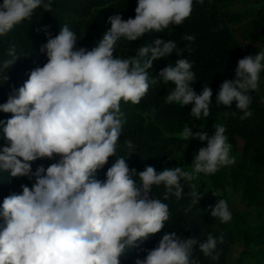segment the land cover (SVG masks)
I'll use <instances>...</instances> for the list:
<instances>
[{"label": "clouds", "instance_id": "clouds-1", "mask_svg": "<svg viewBox=\"0 0 264 264\" xmlns=\"http://www.w3.org/2000/svg\"><path fill=\"white\" fill-rule=\"evenodd\" d=\"M42 4L52 7L45 0H0V34ZM193 4L194 0H137L135 16L110 15L111 27L90 49L77 47V34L67 24L55 36L49 35L41 49L46 50V63L33 68L28 79L0 103V111L12 114L0 119V138L6 141L0 144V171L32 181L0 202V264H122L126 248L160 231L169 218L168 203L149 194L153 185L164 183L180 198L182 178L192 181L200 173L213 174L235 163L223 123L215 125L211 136L185 124L181 137L207 141L189 168L157 171L148 165L137 173L124 155H116L125 116L122 101L138 104L150 84L159 80L175 84L165 96L166 103L192 104L190 114L197 118L210 115L213 90L206 84L199 93L194 90V61L182 57L163 67L158 77L149 76L147 70L156 59L177 49L174 39L157 38L155 46L140 47L138 57L113 55L121 37L133 41L149 30L182 24ZM184 38L196 39L194 34ZM14 60L15 55L3 64ZM262 70L264 45L238 60L235 77L222 82L216 103L235 102L240 119L250 117L252 91L260 87ZM110 156H115L114 162L105 178H99L97 170ZM44 158L53 162L33 169V162ZM190 189L191 203L196 204L202 193L195 183ZM210 209V215L221 222L232 219L224 198ZM223 239L211 232L203 240L165 232L155 247L144 250L146 255L137 256L135 264H202L192 255L194 247L211 256Z\"/></svg>", "mask_w": 264, "mask_h": 264}, {"label": "trees", "instance_id": "trees-1", "mask_svg": "<svg viewBox=\"0 0 264 264\" xmlns=\"http://www.w3.org/2000/svg\"><path fill=\"white\" fill-rule=\"evenodd\" d=\"M45 2H50L52 7L46 9L43 4L38 6L30 17L15 24L7 33L0 34V103L6 102L14 88L28 79L33 68L46 63V50L41 49L49 35L58 34L62 25L67 24L76 32L77 47L90 49L111 27L108 20L110 15L120 13L125 19L134 17L137 6V0ZM237 30L241 32V40L237 37ZM186 34H194L196 39L189 41L184 38ZM157 38L165 41L174 39L177 49L153 62L147 70L150 78L158 77L163 67L174 64L179 58L187 57L194 61L196 79L191 82L194 90L199 93L205 84L213 90L210 115L197 118L190 114L192 104L166 103L165 96L175 84L159 80L150 84L148 92L138 104L122 101L121 110L125 116L122 118L116 155H124L130 168H136L137 173L148 165L154 166L157 171L176 166L189 168L194 160V151L205 140H187L177 136L185 124L193 131H206L211 136L215 125L223 123L235 163L222 166L213 174L200 173L192 181L187 182L182 178L184 194L180 198L176 197L174 190L168 192L164 183L153 185L149 194L168 203L169 218L160 231L126 248L122 264H135L137 256L146 255L144 250L155 247L165 232H176L184 238L198 237L201 240L206 239L209 232L217 237L223 235V241H217V248L211 256H205L198 247H194L192 255L202 264H264L261 259L264 257L261 254L264 252V228L248 222L251 212L260 213L264 205V184L257 179L260 174L264 177V70L259 89L252 91L250 117L241 120V112L235 102L232 106H226L215 101L222 82L235 77L238 60L260 49L250 44L261 42V46L264 45V0H203L202 4L194 0L190 16L182 24H170L163 31L149 30L133 41L121 37L113 55L138 57L139 48L149 44L155 46ZM10 49H14V53L10 54ZM13 55V63L4 66L3 61L12 59ZM11 115L10 112L0 111V119ZM237 139L242 142L240 151ZM4 143L6 141L0 138V144ZM114 159L115 156H110L104 167L97 170L99 178H105L107 167ZM52 162L47 158L37 159L33 162V169L38 164L47 166ZM133 178L140 183L138 175ZM24 183L30 186L32 181L26 176L11 177L7 172L0 171V202L11 192L22 191L21 185ZM191 183H195L202 193L196 204L191 203L192 197L189 195ZM232 193L238 194L245 211L232 210V219L227 223L211 216L210 206H214L220 198L227 200ZM237 244L242 245L243 250L234 262H230V253Z\"/></svg>", "mask_w": 264, "mask_h": 264}, {"label": "rangeland", "instance_id": "rangeland-1", "mask_svg": "<svg viewBox=\"0 0 264 264\" xmlns=\"http://www.w3.org/2000/svg\"><path fill=\"white\" fill-rule=\"evenodd\" d=\"M240 31L237 30V37L239 38V40H241V35H240ZM252 47L254 48H260L261 46V42H253L250 44ZM169 88V86H168ZM262 91H264V88L262 89ZM183 130V129H182ZM212 133H214V129H212ZM177 136H180L179 134ZM181 137V136H180ZM207 141L205 140V143L202 146H206ZM241 145L242 142L240 139H237V148L240 151L241 149ZM201 146V147H202ZM200 148V147H199ZM198 148V150H199ZM198 150L194 151V153L196 154V152H198ZM228 166V165H227ZM257 179L264 184V177L262 174H260ZM231 192V191H228ZM227 201L229 202V207L231 210H237V211H245V205L240 201L238 194L232 193L231 196L227 199ZM264 214V205L262 206V210L260 213L257 212H251L249 218H248V222L251 223L252 225H256V224H260L262 225V227L264 228V218L262 217ZM264 248V247H262ZM243 250V246L240 244H237L234 246V248L232 249V252L230 253L229 256V261L230 262H234L240 255V253ZM261 254H264V252H262ZM260 254H258L257 256H259ZM262 260H264V257L261 258Z\"/></svg>", "mask_w": 264, "mask_h": 264}]
</instances>
